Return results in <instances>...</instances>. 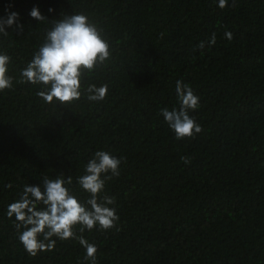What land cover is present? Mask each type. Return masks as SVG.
<instances>
[{
	"label": "trees",
	"instance_id": "1",
	"mask_svg": "<svg viewBox=\"0 0 264 264\" xmlns=\"http://www.w3.org/2000/svg\"><path fill=\"white\" fill-rule=\"evenodd\" d=\"M217 4L0 0V19L18 14L0 34L14 78L0 92V264H91L75 239L30 256L7 208L25 185L60 175L85 203L76 181L96 151L126 160L101 194L115 198L116 226L76 228L97 246L96 264H264V0ZM33 7L46 21L30 17ZM79 13L102 30L111 57L82 79L78 101L45 103L39 85L16 82L19 72L52 21ZM213 33L216 43L198 50ZM177 80L199 97L189 115L203 130L193 138L177 140L159 114L179 107ZM88 84H106L105 99L88 101Z\"/></svg>",
	"mask_w": 264,
	"mask_h": 264
},
{
	"label": "clouds",
	"instance_id": "2",
	"mask_svg": "<svg viewBox=\"0 0 264 264\" xmlns=\"http://www.w3.org/2000/svg\"><path fill=\"white\" fill-rule=\"evenodd\" d=\"M227 3L228 0H218L217 6L223 9ZM48 11L51 13L53 9ZM29 15L38 22L46 21L36 7ZM17 19V13L0 19V34L6 36V28L12 27ZM51 24V29L45 30L44 42L26 67L20 70L16 82L39 85L36 95L45 103L71 104L81 98L82 79L110 59V46L102 30L83 13L64 16ZM16 27L22 28L19 24ZM224 35L229 41L233 38L231 32ZM215 43L216 34L213 33L207 42L201 41L196 47L203 50L206 44L212 46ZM9 63L10 57L0 52V92L13 87L14 78L7 75ZM107 90L106 84L99 87L88 84L84 89L87 100L93 102L104 100ZM175 93L179 107L162 108L159 114L177 140L193 138L203 130L189 115L199 107V97L182 80L176 81ZM181 160L185 164L190 162L188 157L182 156ZM122 162H126L125 158H117L106 151L94 153L85 165L84 175L77 177L76 181L79 188L89 194L85 203H81L66 186L72 185L71 176L67 179L62 175L53 179L44 177L39 186L25 185L19 198L8 205L7 216L15 217L18 240L27 254L36 257L40 252L52 251L57 239H75L85 249L84 260L96 264L97 246L89 243L83 235L78 236L76 228L79 226L78 230L83 234L94 228L107 231L116 226L119 217L116 209L110 207L115 198L101 194L107 181L120 176Z\"/></svg>",
	"mask_w": 264,
	"mask_h": 264
}]
</instances>
